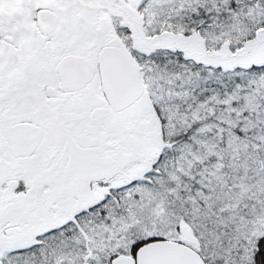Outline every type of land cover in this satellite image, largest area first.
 Instances as JSON below:
<instances>
[{
	"label": "snow or ice",
	"instance_id": "6c2138e0",
	"mask_svg": "<svg viewBox=\"0 0 264 264\" xmlns=\"http://www.w3.org/2000/svg\"><path fill=\"white\" fill-rule=\"evenodd\" d=\"M0 264H264V0H0Z\"/></svg>",
	"mask_w": 264,
	"mask_h": 264
}]
</instances>
